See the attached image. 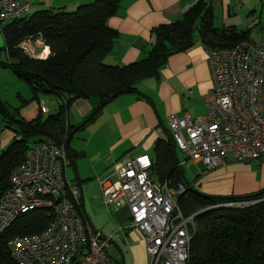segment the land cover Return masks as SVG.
<instances>
[{
	"label": "built area",
	"instance_id": "2783aa9c",
	"mask_svg": "<svg viewBox=\"0 0 264 264\" xmlns=\"http://www.w3.org/2000/svg\"><path fill=\"white\" fill-rule=\"evenodd\" d=\"M32 0H0V30L9 21L31 13ZM33 58H47L50 48L42 38L19 43ZM211 98L196 118L169 117L176 146L187 158L201 161L205 171L230 161L248 162L264 157V36L246 38L232 47H210ZM42 113L48 112L45 104ZM70 160L65 143H33L24 161L11 173L10 186L0 197V234L24 212L50 208L53 218L45 229L15 235L8 241L16 264H113L108 252L112 235L94 234L83 221L78 187L69 179ZM148 153L124 158L121 165L100 176L105 205L127 206L126 228L145 236L149 264H188L196 231V213L185 215L178 195L185 185L150 175ZM122 228V227H121Z\"/></svg>",
	"mask_w": 264,
	"mask_h": 264
},
{
	"label": "trees",
	"instance_id": "16d2710c",
	"mask_svg": "<svg viewBox=\"0 0 264 264\" xmlns=\"http://www.w3.org/2000/svg\"><path fill=\"white\" fill-rule=\"evenodd\" d=\"M120 2L93 0L74 9L42 8L2 27L5 45L0 50L8 54L2 65L10 67L32 87L37 101L40 94L49 93L57 95L60 103L57 112L44 115L40 111L28 120L18 115L19 109H11L0 99V112L7 127L15 132L9 145L0 151V197L10 186L11 173L24 161L33 143L52 140L66 144L70 131L76 126L69 122V108L77 99L96 98L100 103L123 89L136 91L139 80L160 73L173 51L191 47L196 31L207 48L232 47L252 37L250 28L215 27L211 5L200 0L182 19L154 28L156 41L145 58L126 65L107 63L106 56L118 36L117 30L108 25V19L118 11ZM261 4L260 22L264 34V0ZM30 36L42 38L49 46L47 58L30 57L19 47V43ZM169 132L172 141L157 139L154 146L157 159L153 164L161 181H168L173 187L185 185L186 190L178 195V205L185 215L196 213V231L188 264H264V188L230 196L197 189L186 180L177 158L176 141L171 130ZM71 153L75 161L78 153L72 148ZM78 210L87 222L81 205ZM52 218V209L46 207L20 214L0 234V264H16L8 246L10 238L40 232Z\"/></svg>",
	"mask_w": 264,
	"mask_h": 264
},
{
	"label": "crops",
	"instance_id": "0c3cea01",
	"mask_svg": "<svg viewBox=\"0 0 264 264\" xmlns=\"http://www.w3.org/2000/svg\"><path fill=\"white\" fill-rule=\"evenodd\" d=\"M41 1L32 0L34 11L53 7L74 9L79 4L93 0ZM198 1L200 0H121L118 11L108 19V25L117 30L118 36L112 50L106 56V62L126 65L145 58L156 41L154 28L182 19ZM204 1L211 5L214 11L215 27L234 26L240 30L250 28L252 38L263 37L260 22L263 12L261 0ZM255 28L261 31L258 37L253 35ZM1 39L3 46L5 41L0 32V44ZM206 46L200 33L196 31L193 45L173 51L168 56L167 62L161 66L158 75L139 80L136 91L123 92L103 106L99 115L92 120L93 127L87 140L90 144L96 136L97 148L108 147L104 160L107 159L112 168L106 166L97 169L98 177L103 176L110 168L120 166L124 158L141 153H148L155 163L157 156L154 146L157 139H167L170 115L188 114L196 118L205 112L213 87ZM5 53L4 59L0 57V99L11 109H19L20 117L33 119L40 113V105L44 102L41 97L40 101L34 99L33 102L32 100L29 103L24 102L33 97V93H30L29 89L22 90V87H18L16 79L18 75L10 67L2 65V62L8 59L6 50ZM10 83L14 85L12 88L8 86ZM12 99L23 102L21 110ZM92 100L97 102L94 101L92 105L90 103ZM98 103L96 98H80L73 104H76L82 113H88ZM32 111L33 116L27 117L26 115ZM49 112L48 108L46 113ZM14 137L15 132L7 127L6 119L0 112V151L5 149ZM83 148L85 155L92 149L90 145ZM178 149L176 146V151ZM177 158L179 165L187 169L194 166L191 170L194 172L193 181H188L195 187L199 186L198 189L205 193L224 196L243 195L264 188V157L248 162L230 161L208 171H205V165L201 161L186 156L181 160L178 151ZM150 175L155 180H161L156 164H153ZM85 180L86 178H83V181ZM107 209L112 212L108 207ZM112 210L121 223L124 221L122 228L119 227L124 232L123 235L129 234L131 228H126L130 215L129 208L122 206Z\"/></svg>",
	"mask_w": 264,
	"mask_h": 264
},
{
	"label": "rangeland",
	"instance_id": "374dc122",
	"mask_svg": "<svg viewBox=\"0 0 264 264\" xmlns=\"http://www.w3.org/2000/svg\"><path fill=\"white\" fill-rule=\"evenodd\" d=\"M42 2L41 0H35V2ZM70 9V8H68ZM34 12V7L31 10V13ZM1 32V30H0ZM259 28H255L253 31V35L255 37H258L261 35ZM2 39L0 47L2 46ZM6 56L5 50H0V57L4 59ZM17 79V86L22 87V90L29 89L30 93H33V97L30 99L24 100L25 103L33 102L34 100V92L32 90V87L23 79ZM23 85V86H21ZM9 87H13V83H10L8 85ZM27 87V88H26ZM4 90V89H2ZM26 92V91H25ZM41 100L46 104V106L49 108V113H45V115H48L50 113H55L58 110V106L60 103V98L56 96L55 94H49V93H43L40 94ZM13 102L17 105V107H20L23 102H16L14 99H12ZM94 101L92 100L90 103L94 105ZM81 103V102H80ZM14 104V103H13ZM99 104V103H98ZM97 104V105H98ZM95 105L90 112L82 113L81 110H78V107L76 104H73L69 108L68 113V119L71 124L78 125L81 123L90 113L96 108ZM32 113L26 115L27 117H32ZM86 115V116H85ZM85 116V117H84ZM92 120L89 121L85 126H83L81 129L77 130L75 134L72 137L71 140V147L73 150H77L76 152L78 155L75 157V162L78 166L79 173L81 175V178H86V180L83 183V190H84V197H85V207L86 211L92 220V223L94 226L102 231L104 235L110 236L112 235V243L110 244L108 248L109 254L113 258V264H122L124 260V264H149L150 257L147 252L146 247V239L144 234L137 228H131L128 232L129 234L123 235L124 232L119 229V227H122L123 222L119 220L118 216L114 212V210H111L112 212H109L106 205L103 202V197L99 185V177L98 173L96 172L97 169H102L106 166L111 167V165L108 164V160L105 159V154L107 153V148L105 146L98 147L97 144V138L94 136V139L89 142H87L88 137L90 136L91 131ZM86 145L91 146V152L87 155L83 152V147ZM99 152L97 153V151ZM179 158L181 160L184 159V153L180 149L177 150ZM97 153V154H94ZM71 162V161H70ZM112 168V167H111ZM110 168V169H111ZM185 171L186 180L193 181V170L194 166L189 167H183ZM75 169L70 164L68 167V176L69 179L72 180L74 184L77 185L75 180ZM190 182V183H191ZM196 188H200L196 185Z\"/></svg>",
	"mask_w": 264,
	"mask_h": 264
},
{
	"label": "water",
	"instance_id": "95a60500",
	"mask_svg": "<svg viewBox=\"0 0 264 264\" xmlns=\"http://www.w3.org/2000/svg\"><path fill=\"white\" fill-rule=\"evenodd\" d=\"M123 92H126L124 89L118 93H115L113 95H111L110 97L104 99L103 101H101L97 106L96 108L90 113V115H88L81 123H79L78 125H76L69 133V136H68V139L66 141V144H65V147H66V151H67V154H68V157H69V160L71 161L70 164L72 165V167L75 169V180H76V183H77V187H78V190H79V193H80V198H81V207H82V210H83V213L87 219V222L88 224L91 226L94 234H97V235H101L102 232L100 230H98L94 224L92 223V220L90 219L87 211H86V207H85V197H84V190H83V183H82V178H81V175L79 173V169H78V166L76 164L75 161H73V158H72V153H71V140H72V137L73 135L75 134V132L79 129H81L88 121H90L93 116L104 106L106 105L107 103L111 102L113 98H115L116 96H118L119 94L123 93ZM166 137L167 139L171 140L172 141V137H171V133L169 131L166 132ZM76 156V154H74ZM124 264V260H123V263Z\"/></svg>",
	"mask_w": 264,
	"mask_h": 264
}]
</instances>
